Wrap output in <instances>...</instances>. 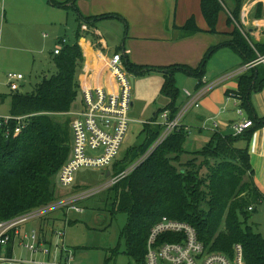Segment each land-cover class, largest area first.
I'll return each instance as SVG.
<instances>
[{
  "label": "trees",
  "instance_id": "trees-1",
  "mask_svg": "<svg viewBox=\"0 0 264 264\" xmlns=\"http://www.w3.org/2000/svg\"><path fill=\"white\" fill-rule=\"evenodd\" d=\"M245 1L235 0V9L228 11L224 0H201L200 9L207 30L198 26L194 16L183 27L177 28L183 38L204 31L221 35L217 29L219 18L222 13H227L230 40L210 47L196 68L187 65H136L122 48L124 65L129 73H163L165 83L162 92L170 104L161 114L169 111L173 119L180 111L177 74L184 73L196 79L200 89L210 58L221 48H231L240 55L244 64L264 56V43L253 48L240 29ZM50 3L73 8L80 24L75 43H66L59 55L54 53L56 72L51 77H44L31 93L19 90L10 95H0V104L10 99L11 116L27 118L21 133L10 138H5L4 132L0 133V222L59 199V173L72 153L69 116L75 111L80 95L78 75L83 67L84 54L79 41L84 37L90 38L94 46L100 48L99 23L107 19H119L126 31L128 29L126 20L118 14L84 17L76 5L77 0L63 4L51 0ZM262 16L263 8L258 4L256 18ZM238 82L239 90L233 96L241 101L240 108L253 123L252 127L238 136L215 130L202 151L190 153L184 148L189 133L181 126L147 160L110 189L105 210L112 216L121 213L128 216L121 239L126 242L125 255L134 264H145L150 232L162 218L193 226L209 253H221L232 258L234 246L241 245L246 264H264V237L248 224L252 217L249 209L253 208L254 212L264 202V194L254 181L248 149L254 132L264 127V119L256 115L251 101L252 94L264 88V64L241 75ZM156 122L157 117L154 123L146 124L147 140L143 146L115 162L110 172L113 177L125 173L160 138L165 128L153 126ZM17 126L16 121L11 122L10 129L14 131ZM243 144L245 147L241 148ZM186 155L191 158L184 164L181 160ZM109 252L111 255L106 257L105 264L115 259L119 248Z\"/></svg>",
  "mask_w": 264,
  "mask_h": 264
},
{
  "label": "rangeland",
  "instance_id": "rangeland-1",
  "mask_svg": "<svg viewBox=\"0 0 264 264\" xmlns=\"http://www.w3.org/2000/svg\"><path fill=\"white\" fill-rule=\"evenodd\" d=\"M55 1L63 4L68 0ZM79 1L77 0L78 5L77 3L76 5L79 6L78 9H82ZM171 1L172 4L175 2V5L178 3L181 6L193 5V0ZM50 2L51 0H0V95L12 93L7 75L13 72L22 74L26 78L21 92L34 91L44 77H51L56 72L54 52L64 46L59 44V40L65 39L67 45L75 43V34L80 24L77 12L73 8L54 6ZM224 2L230 11L235 9V0H224ZM85 3L90 8L92 0H86ZM83 8L87 7L83 6ZM223 16L222 22L227 26V13ZM220 22L221 20L218 25ZM101 33L103 38H100V43L112 53L119 51L122 54L123 50L120 47L123 44L127 51L128 48H132L130 42L133 41L126 39L127 32L119 24H106ZM251 40L253 45L264 43V34L260 35V38H251ZM130 76L133 78V107L129 114L131 124L117 160H123L130 151L144 145L147 140L146 124L154 123L156 117L160 122L161 111L170 104V100L162 92L165 83L163 73L150 72L145 75L131 73ZM213 76V72L205 73L208 81H211ZM196 82V79L184 73L177 74L178 106L183 104L186 91H193ZM82 101L83 98L79 95L75 109L82 108ZM10 106V99L7 98L3 104H0V114L10 115ZM197 114L201 115V112L195 111L185 119L190 134L184 148L190 153L202 151L213 135L211 128H201L196 118ZM69 117L71 122L73 117L71 115ZM190 158L191 156L188 155L183 156L181 162L185 164ZM112 171L113 168L110 172ZM110 180L107 171L83 168L76 173L74 183L82 189L93 190L104 186ZM111 188L81 201L79 205L84 212L70 211L67 215V223L59 224L58 230L63 231L62 240L65 246L75 253L74 264H105L106 257L111 255L109 251L115 248H119V254L110 264H134L125 255L126 242L125 239H121V233L128 223V216L123 213L112 216L105 210V201ZM65 195L66 190L57 184L58 198ZM251 212L252 217L248 224L256 233L264 237V202ZM32 222L34 220L29 223Z\"/></svg>",
  "mask_w": 264,
  "mask_h": 264
},
{
  "label": "built area",
  "instance_id": "built-area-1",
  "mask_svg": "<svg viewBox=\"0 0 264 264\" xmlns=\"http://www.w3.org/2000/svg\"><path fill=\"white\" fill-rule=\"evenodd\" d=\"M258 29H264V16L256 21ZM243 31V28L240 27ZM65 39L59 44L65 45ZM1 48V34H0ZM62 48L55 50V55ZM264 64V56L246 64L245 69H252ZM110 71L118 83L119 92L112 93L105 89H90L83 92L82 108H76L71 114L72 153L59 173L58 185L66 190V195L52 203L18 215L10 220L0 222V264H74V252L69 250L62 240L63 231L52 229L58 242L53 245L46 240L44 233L38 229L23 231V226L30 221L52 219L56 213L68 215L70 211L84 212L79 203L104 189L114 187L121 179L128 176L139 165L147 160L155 150L177 129L182 126V119L189 109L199 107L203 93L212 89L215 84L208 85L202 92L192 95L187 93L189 102L183 110L171 119L170 112L161 114L160 122L155 125L164 126L160 138L151 146L147 153L138 159L125 173L97 189L88 190L75 186V175L83 168L110 172L118 159L131 124L129 114L132 103V79L124 64L122 55L116 54L110 62ZM25 77L19 73L7 75L8 85L12 92L22 89ZM235 97V96H234ZM242 112V111H241ZM26 117H13L0 114V133L5 138L17 135L25 128ZM17 122L14 131L11 122ZM253 123L245 120L232 125L233 134L241 135L252 127ZM250 211L253 208L249 209ZM67 221V217H66ZM24 252V257L19 252ZM145 264H246L244 249L241 245L233 248V257L221 253H209L199 240L197 231L190 224L162 218L151 230L147 241Z\"/></svg>",
  "mask_w": 264,
  "mask_h": 264
},
{
  "label": "crops",
  "instance_id": "crops-1",
  "mask_svg": "<svg viewBox=\"0 0 264 264\" xmlns=\"http://www.w3.org/2000/svg\"><path fill=\"white\" fill-rule=\"evenodd\" d=\"M85 1H79L82 8L79 10L84 17L118 14L126 20L127 31L122 21L113 18L99 23L98 34L103 38L101 31L104 25L109 23L119 24L120 27H123L127 32L126 39L133 41L130 42L132 48L130 47L128 51H125L131 62L136 65L154 67L187 65L196 68L200 65L210 47L230 40L228 35L230 28L224 26L222 22L224 13L221 14L219 18L221 22L217 27L221 35L204 31L186 38L181 36L177 28L183 27L193 16L198 26L203 30H207L208 26L199 7L201 0H193L192 6H181L179 3L175 5V2L173 5L171 0H92L90 8H88ZM258 4L262 5L264 16V0H246L241 14V25L244 31L242 33L250 44H252L251 38H260V35L264 34V29L256 27ZM83 6L87 8H83ZM228 11L230 10L228 9ZM102 44H100V48H96L90 38L84 37L79 41L84 54L83 67L78 75L81 96L85 90L97 88L112 93L119 92L118 83L110 71V62L116 54H123V59L124 51L122 54L119 51L112 53ZM252 46L254 48L253 44ZM120 48H125L124 44ZM245 66L246 64L243 63L240 55L229 47L221 48L210 58L206 72H213L214 76L211 81H208L207 77L204 76L200 89L197 87L199 83L197 81L193 91H186L185 100L181 106L179 105L181 110L187 106L189 102L187 93L196 95L205 90L208 85L217 83L212 89L203 93L199 102L200 106L192 107L183 117L182 126L186 128L189 134V127L185 125V119L195 111L201 112V115L197 114L196 118L202 129L211 128L213 132L219 130L224 134H233V124L248 120L247 115L240 108L241 101L233 96L239 90L238 79L240 76L251 70L245 69ZM128 74L131 75L129 72ZM130 78L132 79L131 76ZM251 101L256 115L260 119H264V88L260 92L253 93ZM240 147L244 148L245 144L240 145ZM248 149L254 169L255 184L264 194V127L254 132ZM107 175L110 176V172ZM66 217L62 213H56L52 216V219L34 221L22 228L25 232L38 229L44 233L47 241L56 245L58 238L52 229H59V224L67 223ZM18 252L20 255L22 253L24 257H28L26 253L20 250Z\"/></svg>",
  "mask_w": 264,
  "mask_h": 264
},
{
  "label": "water",
  "instance_id": "water-1",
  "mask_svg": "<svg viewBox=\"0 0 264 264\" xmlns=\"http://www.w3.org/2000/svg\"><path fill=\"white\" fill-rule=\"evenodd\" d=\"M133 79V78H132Z\"/></svg>",
  "mask_w": 264,
  "mask_h": 264
}]
</instances>
